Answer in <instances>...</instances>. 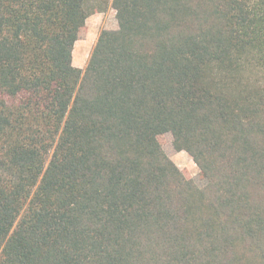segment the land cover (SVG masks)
I'll return each mask as SVG.
<instances>
[{
	"label": "trees",
	"instance_id": "obj_1",
	"mask_svg": "<svg viewBox=\"0 0 264 264\" xmlns=\"http://www.w3.org/2000/svg\"><path fill=\"white\" fill-rule=\"evenodd\" d=\"M0 264H264V0H0Z\"/></svg>",
	"mask_w": 264,
	"mask_h": 264
},
{
	"label": "rangeland",
	"instance_id": "obj_2",
	"mask_svg": "<svg viewBox=\"0 0 264 264\" xmlns=\"http://www.w3.org/2000/svg\"><path fill=\"white\" fill-rule=\"evenodd\" d=\"M104 12H106V11H104ZM93 14L94 13H92L91 15H93ZM109 14L106 15V22H107L106 25L104 24V26L100 27L99 29L93 28L96 25V21H94L92 18L89 20L90 25L93 28V30L99 31L98 32L99 34L97 36V40H98L99 35H100L102 30H104V29L113 30L112 27L117 26V28H118V26H119L117 18L114 17L113 14H111V15H109ZM97 40H96V42H95L90 53H89V51L85 53L84 51H81V48L77 47L75 50V53H73V62H74V58L78 61V59H81V58L86 59L88 57V60H89L91 53H92V51H93V49L97 43ZM160 141L162 143L163 148L167 152V154L174 160V162L183 170V172L186 175L193 176L195 178H198L200 176V168L198 167V165L196 164V162L194 161L192 156L187 151H185V150L178 151L174 147L172 133L168 132V133L163 134L162 136H160Z\"/></svg>",
	"mask_w": 264,
	"mask_h": 264
},
{
	"label": "crops",
	"instance_id": "obj_3",
	"mask_svg": "<svg viewBox=\"0 0 264 264\" xmlns=\"http://www.w3.org/2000/svg\"><path fill=\"white\" fill-rule=\"evenodd\" d=\"M107 14L109 15L113 14L114 17H116V10L114 8H109V10H107L106 12H96L87 19V26H88L87 35L85 38L76 41L74 53L77 47L81 48V51H84L85 53L88 51L89 53L91 52L97 40V36L99 34L98 33L99 31L97 30L94 31L93 28L99 29L100 27H103L104 24L106 25ZM91 18L94 21H96V25L93 28L91 27L89 21ZM112 29H117V26L112 27ZM87 63H88V57L86 59L85 58L78 59V61L74 58V64L78 67L84 68L87 65Z\"/></svg>",
	"mask_w": 264,
	"mask_h": 264
}]
</instances>
